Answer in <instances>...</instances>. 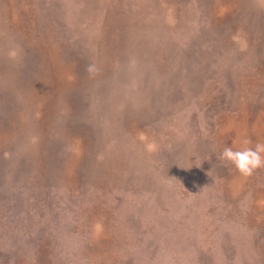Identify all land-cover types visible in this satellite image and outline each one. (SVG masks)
Returning <instances> with one entry per match:
<instances>
[{"label": "rangeland", "instance_id": "obj_1", "mask_svg": "<svg viewBox=\"0 0 264 264\" xmlns=\"http://www.w3.org/2000/svg\"><path fill=\"white\" fill-rule=\"evenodd\" d=\"M257 143L264 0H0V264H264Z\"/></svg>", "mask_w": 264, "mask_h": 264}, {"label": "clouds", "instance_id": "obj_2", "mask_svg": "<svg viewBox=\"0 0 264 264\" xmlns=\"http://www.w3.org/2000/svg\"><path fill=\"white\" fill-rule=\"evenodd\" d=\"M244 143L250 142L246 140ZM220 159L234 165L241 175L250 176L256 169L264 168V143H257L254 148L244 147L241 150L225 147Z\"/></svg>", "mask_w": 264, "mask_h": 264}]
</instances>
